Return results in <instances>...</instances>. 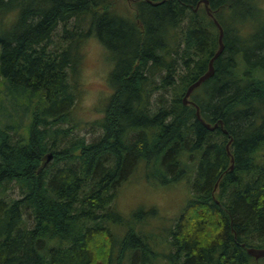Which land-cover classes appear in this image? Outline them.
I'll return each mask as SVG.
<instances>
[{
    "label": "trees",
    "instance_id": "obj_1",
    "mask_svg": "<svg viewBox=\"0 0 264 264\" xmlns=\"http://www.w3.org/2000/svg\"><path fill=\"white\" fill-rule=\"evenodd\" d=\"M116 1L0 0V77L18 116L0 126V264H250L247 248L264 247V0H209L225 48L190 99L223 122L214 130L183 101L219 47L204 6L140 0L122 15ZM90 37L110 54L113 94L88 140L71 76ZM140 165L190 185L167 254L136 228L150 210L132 225L116 210Z\"/></svg>",
    "mask_w": 264,
    "mask_h": 264
},
{
    "label": "rangeland",
    "instance_id": "obj_2",
    "mask_svg": "<svg viewBox=\"0 0 264 264\" xmlns=\"http://www.w3.org/2000/svg\"><path fill=\"white\" fill-rule=\"evenodd\" d=\"M133 3L128 0H117L118 13L131 15L135 10ZM81 51L82 61L79 72L71 76V81L77 87V101L71 116L73 123L76 124L74 133L91 140L100 131L94 123L103 117L105 108L113 94V89L109 84L113 62L105 46L96 37L88 38L82 44ZM10 114L18 120L11 97L7 95L2 77H0L1 127H4L10 120ZM24 122L26 123V120ZM12 186L13 184L9 185V194L18 197L20 189L17 186L14 188ZM117 194L116 210L126 217L129 225H132L135 211L150 210V213L142 218L136 228L145 236H149L147 237L148 241L158 253L167 254L171 249L172 228L191 195L188 180L161 184L148 177L146 170L140 165L136 172L119 187ZM110 224L117 236H120L124 231V227ZM158 259V264H169L161 256ZM250 264H264V258L252 259Z\"/></svg>",
    "mask_w": 264,
    "mask_h": 264
},
{
    "label": "water",
    "instance_id": "obj_3",
    "mask_svg": "<svg viewBox=\"0 0 264 264\" xmlns=\"http://www.w3.org/2000/svg\"><path fill=\"white\" fill-rule=\"evenodd\" d=\"M130 2H137V1H140V0H128ZM143 1H146V2H149L153 5H159L163 2H165V0H143ZM203 3L204 4V8L208 14V16H210L214 23L216 24L218 30H219V47L217 49V51L215 52V54L213 55V57L210 59L209 61V66H208V70L203 74L201 75L195 82H193L192 84H190L185 92V95H184V98H183V101L185 104H193L195 107H196V116L197 118L205 125L206 128L210 129V130H214L216 129L219 124L220 125H223V122L220 121L219 123H215V124H211L209 122H206L202 116H201V113H200V108L199 106L194 103V101H192L190 99V96L191 94L194 92L195 89H197L198 87H200L207 79H209L210 77H212L215 73V66H214V62L215 60L223 53L224 51V48H225V44H224V41H223V38H224V28L223 26L221 25V23L219 22V20L215 17L214 13L212 12L211 10V7H210V1L209 0H201L199 3H198V6ZM223 131L226 133L227 130L226 129H223ZM231 143V140L230 142L228 143L227 145V150L228 152L230 153L229 151V145ZM52 157V155H49L48 156V160ZM231 161H232V164L230 165V168L233 169V162H234V159L231 158ZM247 252L255 257L256 259H259V258H263L264 257V247L262 248H256V247H249L247 248Z\"/></svg>",
    "mask_w": 264,
    "mask_h": 264
},
{
    "label": "flooded vegetation",
    "instance_id": "obj_4",
    "mask_svg": "<svg viewBox=\"0 0 264 264\" xmlns=\"http://www.w3.org/2000/svg\"><path fill=\"white\" fill-rule=\"evenodd\" d=\"M200 1H201V0H198V1H197L195 10H198L199 8H201L202 6H204L203 3H201V4L198 6V3H199Z\"/></svg>",
    "mask_w": 264,
    "mask_h": 264
}]
</instances>
